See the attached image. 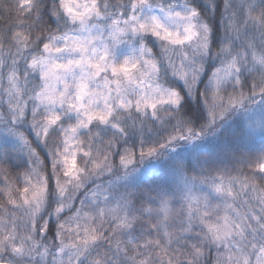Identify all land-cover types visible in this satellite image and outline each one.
<instances>
[{
  "label": "snow or ice",
  "instance_id": "6c2138e0",
  "mask_svg": "<svg viewBox=\"0 0 264 264\" xmlns=\"http://www.w3.org/2000/svg\"><path fill=\"white\" fill-rule=\"evenodd\" d=\"M0 264H264V0H0Z\"/></svg>",
  "mask_w": 264,
  "mask_h": 264
}]
</instances>
